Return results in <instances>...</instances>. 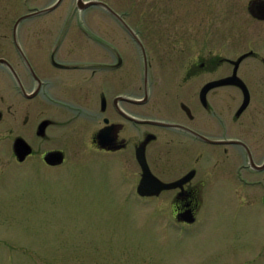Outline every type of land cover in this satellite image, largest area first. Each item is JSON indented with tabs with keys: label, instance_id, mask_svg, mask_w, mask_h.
Returning <instances> with one entry per match:
<instances>
[{
	"label": "flooded vegetation",
	"instance_id": "1",
	"mask_svg": "<svg viewBox=\"0 0 264 264\" xmlns=\"http://www.w3.org/2000/svg\"><path fill=\"white\" fill-rule=\"evenodd\" d=\"M58 1L0 22V175L13 165L38 178L67 167L88 181V196L164 200L178 231L199 224L205 200L224 197L237 216L262 217L264 255V0H175L178 15L161 20L177 19V32L154 31L152 6L144 31L98 0L82 10L106 11L107 30L77 16L68 31L72 17L52 16L60 31H20ZM204 12L223 17L210 48L198 27ZM57 119L69 133L60 146Z\"/></svg>",
	"mask_w": 264,
	"mask_h": 264
},
{
	"label": "rangeland",
	"instance_id": "2",
	"mask_svg": "<svg viewBox=\"0 0 264 264\" xmlns=\"http://www.w3.org/2000/svg\"><path fill=\"white\" fill-rule=\"evenodd\" d=\"M53 1L0 0V22L8 18L12 22ZM106 1L135 15L134 22L144 31L151 6L159 21L155 19L154 31L180 30L177 19L166 24L162 21L165 15H178V10L172 9L175 0ZM76 2L62 0L52 13L25 20L20 31L32 32L47 25H56L60 31L63 24H56L52 16L72 17L66 25L68 31L76 28L77 16L99 29L113 25L106 11L97 7L83 11ZM202 11L206 12L204 7ZM205 12L198 27L204 33L202 47L210 48L218 41L211 44L209 34L223 31V17L212 21L214 14ZM171 73L169 79L178 83V71ZM57 120L60 146L67 142L69 133L68 127ZM70 171L67 167L55 173L43 170L38 178L13 165L0 175V264H252L254 258L260 262L253 264H264V255H258L257 247L263 236L262 217L257 223L248 214L237 216L224 197L205 200L199 224L178 231L164 200H154L151 206L138 204L124 200L125 191L109 202L93 191L88 196V181L81 173L79 178L71 176L74 174ZM92 174L97 176L98 172ZM209 207L213 208L210 216L205 211Z\"/></svg>",
	"mask_w": 264,
	"mask_h": 264
},
{
	"label": "water",
	"instance_id": "3",
	"mask_svg": "<svg viewBox=\"0 0 264 264\" xmlns=\"http://www.w3.org/2000/svg\"><path fill=\"white\" fill-rule=\"evenodd\" d=\"M62 0H59L58 2H57V4L56 5H58L60 2H61ZM100 3V1H98V0H91L89 3H85L84 2V0H78V6H79V8H80V10H82L83 8H85V7H87V6H90V5H94V4H99ZM55 7V6H54ZM53 7V8H54ZM43 11H45V10H41V11H37V12H33V13H30V14H27V15H25L24 17H28V16H31V15H36V14H40V13H42ZM23 17V18H24ZM23 145V144H22ZM23 150V149H22ZM24 152V151H23ZM26 152V151H25ZM22 154V153H21ZM58 157H60V153L58 154ZM162 188V187H161ZM190 220V219H189Z\"/></svg>",
	"mask_w": 264,
	"mask_h": 264
}]
</instances>
